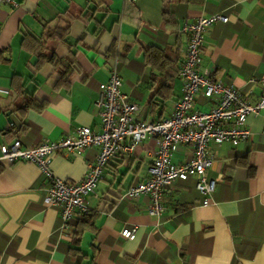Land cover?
<instances>
[{
  "label": "crops",
  "instance_id": "0c3cea01",
  "mask_svg": "<svg viewBox=\"0 0 264 264\" xmlns=\"http://www.w3.org/2000/svg\"><path fill=\"white\" fill-rule=\"evenodd\" d=\"M13 1L14 6L0 5V146L19 139L34 148L72 135L79 126L99 132L94 101L114 64L121 91L138 107L136 119L167 117L181 96L182 80L177 75L162 86L164 70L144 53L155 46L184 55L182 24L199 15L228 17L207 28L199 71L238 89L251 103L264 92L248 82L264 78V0ZM66 22L67 43L42 37L46 24ZM40 45L58 58L73 55L76 69L68 82H59L60 72L49 62L33 66ZM158 92L167 97L162 100ZM28 98L30 105L24 103ZM212 104L196 97L201 111ZM246 127L247 141L209 144L214 160L205 175L216 186L207 205L194 177L164 191L159 216L147 215V196L122 197L148 176L156 145L146 138L106 164L95 195L86 197L94 216L80 225L74 216L61 232L57 209L42 205L47 183L38 167L0 163V264H264V116L248 115ZM96 153V147L73 157L55 153L50 168L61 179L78 181ZM190 155V146L179 145L172 162ZM131 227L135 235L129 241L120 231Z\"/></svg>",
  "mask_w": 264,
  "mask_h": 264
},
{
  "label": "built area",
  "instance_id": "2783aa9c",
  "mask_svg": "<svg viewBox=\"0 0 264 264\" xmlns=\"http://www.w3.org/2000/svg\"><path fill=\"white\" fill-rule=\"evenodd\" d=\"M2 3L15 5L13 0H0V5ZM227 20L228 17L221 13L184 20L180 31L185 35L186 43L178 73L182 80V93L167 117L157 121L136 119L138 107L128 94L121 91V78L114 64L108 79L98 85V97L94 101L98 109L99 132L79 126L72 135L55 141L44 140L34 148L22 145L19 139L0 146V163L23 161L38 167L47 183L42 205L57 209L60 232L67 228L72 217L88 210L86 197L95 195L96 185L109 160L132 153L137 144L146 138L153 139L156 145L148 176L130 186L122 197L134 199L139 195L147 196V215L159 216L163 211L161 197L164 191L176 180L194 177L195 187L203 196L202 203H209L216 186L215 180L205 175L214 160L209 144L236 145L247 141L250 131L246 127V117L250 114L264 116V92L251 103L238 89L199 71L200 51L207 28L215 22ZM248 82L258 83L264 89V78L252 77ZM198 95L212 101L207 111L195 108ZM179 145L190 146L191 155L185 161L173 163L172 154ZM91 147L97 148L95 160L87 165L80 180L67 181L53 174L51 155L62 153L73 157ZM120 235L130 241L134 238L135 228H123Z\"/></svg>",
  "mask_w": 264,
  "mask_h": 264
},
{
  "label": "trees",
  "instance_id": "16d2710c",
  "mask_svg": "<svg viewBox=\"0 0 264 264\" xmlns=\"http://www.w3.org/2000/svg\"><path fill=\"white\" fill-rule=\"evenodd\" d=\"M165 13V11H164ZM67 34H68V22L65 24H54L53 26H49L48 24L45 25L44 30L42 32V37L46 39H50L53 41H61L67 43ZM38 40V39H36ZM41 50L36 54V60L33 63V66L37 69L40 64L43 62H49L53 65V67L60 72V78L58 79L59 82H68L70 78L71 72L76 69V64L73 55L63 58H58L55 53L52 51L51 53L47 54L44 51V45H40ZM144 58L147 62H151L155 64L158 62L159 70H164L160 73V84L163 86L168 85V82L174 79L179 73V65L181 59L183 58V54L178 48L166 47V48H158L155 46L150 47L145 53ZM33 76H30L28 80H33ZM24 84L21 85L18 90L20 89V93H25L23 90ZM159 91V90H158ZM160 95L155 94V96L161 97V99H165L167 95L158 92ZM158 97V98H159ZM153 100V99H152ZM150 100V101H152ZM33 100L28 98L24 103L26 105H30ZM33 103V102H32ZM152 107H150L151 110ZM160 120V119H159ZM13 124L11 123V126ZM94 216L93 213H90L87 210L84 214L80 215L78 218L77 225L85 224L89 221V218ZM74 239L73 242H77L79 233L77 230H74Z\"/></svg>",
  "mask_w": 264,
  "mask_h": 264
}]
</instances>
